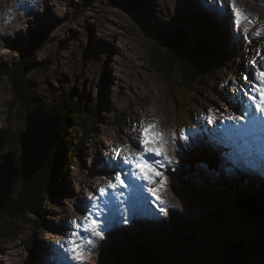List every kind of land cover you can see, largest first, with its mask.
<instances>
[{
	"label": "rangeland",
	"instance_id": "1",
	"mask_svg": "<svg viewBox=\"0 0 264 264\" xmlns=\"http://www.w3.org/2000/svg\"><path fill=\"white\" fill-rule=\"evenodd\" d=\"M235 3L253 21L249 28L250 42L243 38L244 25L239 30L233 26L227 0H0V133L17 136L25 130L26 111L16 103L13 86L6 77L11 63L20 60L17 42L33 57L25 69L37 105L54 108L57 99L72 93L76 101L87 100L91 111L90 105L97 102L99 107L96 117L85 115V120L93 123L92 132L86 134L70 125L64 143L59 144L60 163H67L68 169L62 173L59 168L54 173L60 182L58 189L54 188L58 206L51 209L41 201L34 206L33 214L26 215L20 224L0 214V231L8 235L0 236V264H115L116 255H108V247L115 249L117 258L123 257L126 264H136V258L129 257L128 252L137 241L145 242L148 248L157 246V253L163 255L155 264H218L219 244L223 240L220 235L236 241L244 224V234L249 232L252 246L260 247L258 227L250 218V226L247 220L241 222L233 210L237 196L226 187L233 182L240 187V191H235L238 194L264 196V184L259 183L264 180V150L258 148L263 144L250 152L262 157L259 162L256 160L258 164L252 157L254 166L248 157L242 161L233 153H225L227 165L223 162L222 170L217 169L223 174L217 175L218 179L215 172L203 169L202 173L201 170L191 172L181 158V154L192 150V131L203 136L201 129L206 127L208 109L223 112L221 106L226 101L237 108V103H230V98L243 92L244 86L240 85L243 76L248 71L255 72L249 61L256 57L264 66V0H235ZM69 5H81L82 11L74 15L68 10ZM190 9L210 15L205 29L200 30L194 24L188 28L187 24L179 23L188 14L195 20ZM194 15L207 18L200 13ZM215 22L220 26L218 32L214 29ZM179 28L201 38L209 28L214 37L223 39L221 47L229 59L215 76L204 78L201 86H192L193 94L182 90L178 78L166 82L151 59L156 47L154 34L162 37ZM257 30H261L260 38L254 35ZM258 50L262 55H257ZM213 119H216L215 113ZM142 121L157 124L156 130L170 141L172 133L181 130L189 139L178 138L175 145L171 142L167 145L165 154L171 163L165 161L156 168L161 176L154 178L156 182L151 186L147 180L133 175L126 183L135 185L134 189H123L116 198H101L100 208L93 209L92 214L101 213L95 217L101 226L109 222L105 238L88 250L85 241L91 237L81 229L84 240L80 244H85V250L74 260V253L59 245L67 244L71 232L76 230L72 221H80L89 214L85 204H90L89 197L98 195V190L107 184V173L111 171L109 157L115 149L130 143L129 137L136 135L133 130ZM207 134L204 139L208 138ZM197 141L198 138L195 146ZM79 144L78 156L70 161V152ZM9 152L17 159L21 154L19 144L3 148L0 160ZM147 159L151 163L157 158ZM127 169L125 166L124 172L131 175V167ZM181 171L190 177L189 188L204 199L201 204L197 205L195 198L179 184ZM200 174L206 175L204 180ZM244 180L247 183L242 186ZM252 183L254 193L250 190ZM22 185V179L17 178L13 185L15 191H22ZM28 190L33 191L31 185ZM206 198H213L214 203ZM105 199L111 200L108 207H104ZM221 204L226 207L217 209ZM161 207L166 211L160 212ZM227 211L232 224L217 225L214 222L217 215L221 217ZM124 218L128 223L121 222ZM85 226L91 228L90 223ZM30 239L38 247L33 254ZM170 245H178L179 250L170 254ZM67 247L74 246L67 244ZM261 248L264 253V244ZM208 252L212 253L209 258L213 260L204 258L205 253L209 256ZM198 253L201 255L194 256ZM254 255L257 253H247L248 259ZM256 256L250 264H264ZM123 258L121 262L125 264Z\"/></svg>",
	"mask_w": 264,
	"mask_h": 264
},
{
	"label": "trees",
	"instance_id": "2",
	"mask_svg": "<svg viewBox=\"0 0 264 264\" xmlns=\"http://www.w3.org/2000/svg\"><path fill=\"white\" fill-rule=\"evenodd\" d=\"M77 6L78 5H69L67 8L72 14L75 15L76 13L81 12L82 10L80 11V8L82 9L83 7L81 5H79V7ZM190 10H191V15L195 18V20L191 19L190 15L188 14L189 16L187 15L185 21L184 22L179 21V23L180 24L183 23L182 25L187 24L188 28H190L192 24H194L200 30L205 29L206 26L205 22L209 21L210 23L211 20L209 19L210 15L205 11H199V10L197 11L194 9H190ZM196 13H200L201 15H204L207 18L201 19L199 17L200 15L197 16L194 15ZM182 27H184V29L186 30L188 29L186 26H182ZM172 30H174L173 27ZM31 36H33V34ZM190 36L193 37L192 38L193 41L198 43L196 45L192 44V46L194 47L191 46L189 49H186L185 52L178 53L175 51L164 50L156 46L153 49V54L151 56V59L152 62L156 65L157 73L161 75L166 82L170 83L171 78H178L180 80L182 90L190 91L193 94L195 93V90L194 88L192 89V86H201L204 78H207L209 76H215L216 71L221 70L223 67H225L226 61H228L229 59H227V52L223 47H221V43L223 42V39L221 40L220 37H214V34L210 31L209 28L206 36H203L202 38L197 37L195 35H190ZM36 42L38 44L39 39H37ZM37 44H35V46ZM15 46L17 52L19 53L20 60L15 64L13 62L11 63L10 68L7 70L6 77L13 86L16 103L20 106V108L26 111V114H28L32 110H34V108L37 105L36 98L33 99L34 96L31 88L32 83L28 80L27 75L26 74L24 75V69L33 61V57L31 55V52L28 50L25 51L23 49V46H21L19 42H17ZM60 98L61 99L56 100L57 106L54 108H48L46 107L48 105L43 104L48 114L55 115L60 120V128L57 133L54 146L50 150V153L45 159L41 169L34 172L28 184L22 185L23 188L22 191L20 190L19 192H16L13 183L7 201L1 210L0 214H3L13 219L15 224H20L26 215L33 214L34 206H38L39 202L41 201H44L47 204L48 208L51 209H54L55 206H58L57 201L54 197V193H55L54 188L55 186L56 188L60 186V182L55 179L56 174L54 173L55 171H58L59 168H61L62 173H65V171L68 169L67 163H60L61 160L58 157L59 144L64 143L65 141L64 138L67 133V128L70 125H73L74 127H78L86 134L92 132V130L94 129L93 123L87 122L85 120L86 118L85 115L96 117V113H98L99 111L97 102L93 105H90L92 108L91 111L89 107L87 108V104H88L86 103L87 100L84 101L81 98H78V100L76 101L72 93L67 94L65 97H60ZM17 143L18 141L16 135H10L9 133H5V134L0 133L1 152L2 149L5 148L6 146ZM79 146L80 144L76 149H73L70 152L69 155L70 161H72L73 158H76L78 156ZM202 151H203V147H201L199 150L195 149L192 152H188L186 153L187 155L183 154L182 157L183 163L188 164L187 165L188 169L191 172H193V170L194 172H196L198 170L200 171L201 169H203L204 171H208L209 173L215 172L216 176L217 175L220 176L221 173H219V170H217L220 167V165L216 167L215 166L216 160H214L210 154ZM7 155L11 156L15 160L16 169L20 170L21 165L19 164L18 160L14 158L13 153L9 152L7 153ZM215 168L217 172L215 171ZM200 172L202 173L203 171L201 170ZM180 174L184 175L186 178H190L187 176V173L184 171H181ZM192 175L194 174H191V176ZM200 176L204 180L205 178L204 176L206 175L200 174ZM221 176H223V174ZM30 185L32 186L33 191L28 190V186ZM227 188L230 189L231 192L235 193L237 199H239L240 197L242 198L245 197L244 195L235 192V191H240V187L236 183L232 182V184L227 186ZM262 188L264 189V187ZM247 201L250 210L252 212L251 213L252 217L255 218L256 216L257 213L256 208L258 210L261 209L262 212L261 214L263 215L262 224H264V196H261L260 193H258V195H255L254 199H251L250 201L247 199ZM214 222L217 223V225L220 224L223 225L224 223L232 224V218L230 217L227 211L226 214L225 215L223 214V216L221 217H219L218 214ZM259 223L261 224V222ZM0 236L6 237L8 235L3 234V232L0 231ZM30 241L31 243H29V245H31L32 247L30 251L31 254H33L35 250H38V247L36 246V244H34L32 239H30ZM137 242H138L137 244L132 245L131 251L128 252L129 257H132V259L136 258V264H153L157 259L160 258V256L163 255V254L159 255L157 253L156 251L157 246L150 245L151 248H148V244H146L145 242L144 243L143 241L142 242L137 241ZM178 250H179L178 245L176 246L170 245V251H169L170 254L177 252ZM262 253L263 250L261 251V254L258 257V261L260 262L264 261L262 259L264 257V253L263 254ZM107 254L108 255L113 254V257L116 255L115 256L116 259L114 261L115 264H124L121 262L123 257L117 258L118 253L116 252L115 249H112V247H108ZM208 254L209 256L207 255V253H205L204 258L210 259L209 257L210 255L212 256V253L210 254L208 252ZM200 255L201 253H198V255L194 254V256L196 257ZM210 260H213V258ZM124 262L125 264L127 263L125 260Z\"/></svg>",
	"mask_w": 264,
	"mask_h": 264
},
{
	"label": "snow or ice",
	"instance_id": "3",
	"mask_svg": "<svg viewBox=\"0 0 264 264\" xmlns=\"http://www.w3.org/2000/svg\"><path fill=\"white\" fill-rule=\"evenodd\" d=\"M227 7L231 8V17L233 26L239 30L243 26V38L251 41L249 36V28L253 21L243 13L242 9L236 6L235 0H227ZM255 37L260 38L261 30L255 32ZM257 55H262L258 50ZM249 64L255 72H249L243 76L245 84L249 85L247 89L242 92V95L250 101V106H241L239 109L234 108L227 101L221 107L224 109H208L206 116V127L201 129V133L207 132L209 136L221 145L231 144L239 147L243 145L249 152L258 144H264V66H261L256 57H253ZM253 80L255 83H253ZM216 119H213V115ZM239 113V114H237ZM219 121L217 124L216 121ZM213 126V127H207ZM157 124L147 123L143 121L138 125L135 136L129 137L130 143L114 150V153L109 157L108 167L111 171L107 173L108 181L105 187L98 190V195L93 194L89 197L90 204H85V210L89 213L84 215L80 221L73 220L72 224L76 230H73L68 237L67 244L74 247L68 248L67 244H60L59 247L65 248L66 251L74 253L72 257L74 260L79 259L85 250V244L88 250L94 248L98 240L105 238L106 225L101 226L97 222L96 216L101 215L100 212L92 214L93 209L100 208V200L102 197L116 198L121 190L133 188L135 185L126 183V179H131V176L137 175L138 178L147 180L149 183H155L156 177H160L161 173L156 170L163 162L171 163L168 155H166L167 145L171 142L173 145L177 143L178 138L188 140L189 136L183 130L179 133H172L171 141L161 132L157 130ZM191 131V130H189ZM192 136L195 138L200 135L192 131ZM123 154V155H122ZM147 157H156L151 163ZM130 166L132 171L131 175L124 172V167ZM161 184L166 181H160ZM110 190V191H109ZM155 191V189H150ZM110 199L104 200V207H108ZM174 206V205H173ZM160 212H165L166 209L161 207ZM122 223H128L127 218H124ZM91 224V228L85 226ZM83 232H87L91 238L85 241V244H80L84 240ZM79 249V251H78Z\"/></svg>",
	"mask_w": 264,
	"mask_h": 264
},
{
	"label": "water",
	"instance_id": "4",
	"mask_svg": "<svg viewBox=\"0 0 264 264\" xmlns=\"http://www.w3.org/2000/svg\"><path fill=\"white\" fill-rule=\"evenodd\" d=\"M153 40L158 48L178 53L185 52V50L189 49L192 44H198L193 41L192 37L182 28L176 29L174 32L168 34H164L162 37L154 34ZM27 71L28 70L24 69V75ZM59 128V118L55 115L48 114L45 107L42 105H36L34 110L26 114L25 130L16 136L18 144L21 148V154L17 158L19 164L21 165V169H16L15 160L11 156L7 155L2 157L0 160V212L7 201L14 181L20 177L24 184H28L34 172L41 169L55 143ZM179 179V184H181L184 187L183 189L195 198L197 205L201 204L204 199L202 197L200 198V194H198L195 190L189 188L191 187L190 184H192L189 179L184 175H180ZM226 189L228 188L226 187ZM242 195L245 197H240L239 199L236 198L237 203L236 205L235 203L233 205V210L235 209L236 212L234 213L241 218V222L247 220L248 226H250L251 223L248 222V219L250 218L251 221L258 227L257 231L260 247L252 246L253 241H250L249 232L244 234V224L241 229V234L237 236L236 241L227 238L226 235H220L223 240L219 244L221 256L218 264H250L256 255H254L252 259H248L247 253H257V260L261 254V246L264 244V224H262L263 215L261 214V209L258 210L256 208V219L251 216L252 212L247 199L249 201L254 199L255 194L243 192ZM206 199L210 200L209 198ZM212 200L213 198L210 201L214 203ZM205 204L206 203H203L202 205ZM224 207L226 206L221 204L217 206V209ZM209 215L211 214L209 213ZM258 221L261 222V224ZM229 235L230 234H227V236Z\"/></svg>",
	"mask_w": 264,
	"mask_h": 264
},
{
	"label": "bare ground",
	"instance_id": "5",
	"mask_svg": "<svg viewBox=\"0 0 264 264\" xmlns=\"http://www.w3.org/2000/svg\"><path fill=\"white\" fill-rule=\"evenodd\" d=\"M214 29H216L217 30V32L219 31L218 30V26H219V23L218 22H215L214 23ZM213 27V26H212ZM220 27V26H219ZM221 29V28H220ZM234 49H236V47H234ZM230 50V49H229ZM199 125L198 124H196V127H198ZM205 134H207V133H205ZM204 134V135H205ZM208 135V134H207ZM196 138H198V141H197V146H195L194 144L196 143ZM211 136H209L208 135V138H206V139H204V136H196L195 138L192 136V144H193V146L191 147L192 148V150L190 151V152H192L193 150H195V149H200L201 147H203V151L202 152H206V153H208V154H210L212 157H213V159L214 160H216V164H215V166L216 167H218V165H220V167H219V169H221L222 170V168H221V161H220V157H222L223 156V151H222V149H221V147H220V150L218 149V148H216V144L215 143H213V142H211ZM261 145V144H260ZM260 148V147H259ZM260 149H262V150H264V144L261 146V148ZM223 152V153H222ZM186 153V152H185ZM184 154V153H183ZM225 154V153H224ZM183 156H182V154H181V158H182ZM182 162H183V160H182ZM211 166H213V165H211ZM137 177H138V172H137V175H136ZM254 176H256V175H254ZM215 178L216 179H218V176H215ZM264 179V178H263ZM244 182H245V184H241L242 186H244V185H246V183H247V180H244ZM255 183H257V182H255ZM260 183V185H263L264 184V180H261V182H259ZM152 185V183L150 184V186ZM252 185V187H251V191H252V193H254V192H256V190H255V186H254V184L252 183L251 184ZM228 190H230V189H228ZM231 191V190H230ZM232 193H234V192H232ZM255 195H258V193L257 194H255ZM262 196V195H261ZM128 205H129V203H127ZM129 207V206H128ZM127 210H129V209H127ZM127 210L125 211V212H127Z\"/></svg>",
	"mask_w": 264,
	"mask_h": 264
}]
</instances>
